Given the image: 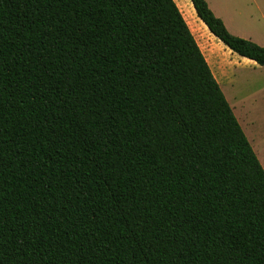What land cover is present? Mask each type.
Instances as JSON below:
<instances>
[{
  "label": "trees",
  "instance_id": "1",
  "mask_svg": "<svg viewBox=\"0 0 264 264\" xmlns=\"http://www.w3.org/2000/svg\"><path fill=\"white\" fill-rule=\"evenodd\" d=\"M0 264H264V166L175 0H0Z\"/></svg>",
  "mask_w": 264,
  "mask_h": 264
},
{
  "label": "rangeland",
  "instance_id": "2",
  "mask_svg": "<svg viewBox=\"0 0 264 264\" xmlns=\"http://www.w3.org/2000/svg\"><path fill=\"white\" fill-rule=\"evenodd\" d=\"M175 1L216 76L218 77L220 70L230 79L227 84L220 86L264 166V65L250 62L230 51L197 16L191 0ZM209 1L221 7L264 4V0ZM253 9L251 14L245 13L240 22V26L245 30H260L263 25L259 20L258 10Z\"/></svg>",
  "mask_w": 264,
  "mask_h": 264
},
{
  "label": "crops",
  "instance_id": "3",
  "mask_svg": "<svg viewBox=\"0 0 264 264\" xmlns=\"http://www.w3.org/2000/svg\"><path fill=\"white\" fill-rule=\"evenodd\" d=\"M210 8L214 11V13L220 17L228 27V29L235 35L250 39L260 45H264V4L263 3H255V5H239V6H219L218 4H214L207 0ZM247 7V8H244ZM244 8V9H243ZM256 8L258 10V17L260 22L263 23L260 30H245L242 26H240L241 20L245 17V13H250ZM239 24V25H238ZM231 51V50H230ZM242 57V56H241ZM245 58V57H243ZM248 59V58H247ZM250 62L253 61L248 59ZM246 60V61H248ZM255 63V61H253ZM212 68V66H211ZM213 71V68H212ZM218 77L214 73L217 81L220 85L227 84L230 80L227 78L223 71L218 70Z\"/></svg>",
  "mask_w": 264,
  "mask_h": 264
}]
</instances>
